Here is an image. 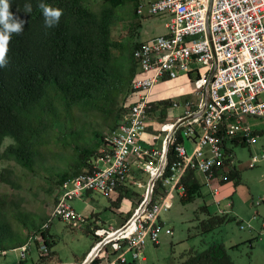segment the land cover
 <instances>
[{"label": "trees", "instance_id": "obj_1", "mask_svg": "<svg viewBox=\"0 0 264 264\" xmlns=\"http://www.w3.org/2000/svg\"><path fill=\"white\" fill-rule=\"evenodd\" d=\"M128 1L133 4L134 14L139 16L137 0H43L63 12L58 26L46 29L39 7L41 0H10V11L14 17L23 20L24 25L20 34H12L7 52L9 64L0 69V254L31 244L30 255L35 247L39 252V264H50L55 245L50 226L45 228L50 217L42 214L31 217L22 209L20 201L3 192V185L21 188L16 168L13 164L5 166V163H16L32 174L53 170L58 200L63 183L90 169L103 145L108 144L105 127H99L94 135L96 142L90 143L88 133L89 129L95 131L92 119L95 112L101 113L105 125L113 132L130 110L132 85L139 77L134 51L141 42L131 46L132 60L127 63L123 56L125 46L113 39L112 32L119 20L116 18L119 8ZM27 4L32 7L31 13L25 12ZM189 75L192 78V74ZM174 104L175 101L154 102L152 116L159 113L164 124L176 122L177 118L167 122L172 114L169 108H174ZM197 110L199 107L195 106L194 111ZM68 116H73V125L68 123ZM150 141L151 147L158 149L160 139ZM184 142L179 137L170 145L169 166L176 159V144ZM231 144L250 146L241 138ZM232 153L235 155L233 148L228 150V154ZM141 162L158 166L160 158L145 156ZM236 166L237 162L223 186L241 182V173ZM141 167L134 166L132 176L147 174L151 178ZM202 181L203 177L197 172L187 173L183 181L186 194L180 197L184 205L203 197L206 186ZM162 183V180L156 182L153 201L161 193ZM127 189V185L118 188L121 198ZM53 191L51 188L48 193ZM142 203L141 198L134 204L125 223ZM199 211L205 214L199 226L201 235L210 234L235 219L227 213L212 214L206 203ZM238 223L240 225L241 221ZM16 224L21 226L16 227ZM103 228L90 227L89 232L97 241L83 262L101 241L95 232ZM108 230L115 231L113 228ZM24 231L27 233L25 239L22 238ZM38 234L42 237L40 241L35 240ZM104 252L91 264H102L111 257L107 248ZM187 264L234 263L228 251L219 245L191 257Z\"/></svg>", "mask_w": 264, "mask_h": 264}, {"label": "built area", "instance_id": "obj_2", "mask_svg": "<svg viewBox=\"0 0 264 264\" xmlns=\"http://www.w3.org/2000/svg\"><path fill=\"white\" fill-rule=\"evenodd\" d=\"M137 1L139 16H159L168 20L167 33L156 40L141 42L134 51L139 77L132 85L130 110L119 127L111 132L107 147L102 149L92 167L63 183L45 226L48 228L53 219L84 220L70 204L72 200L81 198L85 192L110 197L119 187L128 185L134 166H142L151 178L163 181V189L154 201L153 190L147 206L141 213L138 209L120 229L111 232L103 228L95 232L101 239L96 247L114 236V240H106L96 257L107 248L111 256L108 264H128L129 255L134 261H146L143 252L149 242L157 245L162 233L173 235V231L161 222V216L173 207L174 195L185 196L183 181L190 171L203 177V185L210 190L213 203L219 207L218 213L227 212L221 210V204L228 199L222 196L223 182L237 162L234 153L228 154L231 148L227 143L241 138L254 144L258 135L245 119L264 117V0ZM197 64L204 65L208 72L202 73L195 67ZM183 74L194 81V94L199 102L196 105L185 101L186 115L174 123L164 124L158 135L149 126L153 120V89L159 82L177 80ZM207 96L209 102L204 114L181 125L170 142V145L175 144L179 137L188 139L192 152H188L185 142L176 144L175 161L169 166L167 159L161 173H158L160 164H142L141 158L145 156L160 158L161 162L164 151L152 148L145 135L153 132L151 140L160 139L163 133L168 136L176 123L205 106ZM194 105L199 110L194 111ZM177 107L179 103L175 101L174 108ZM261 161V157L252 156L249 167L255 168ZM232 206L231 202L227 205L228 208ZM239 226L242 230H254L251 223L241 222ZM261 236H264V223ZM35 240L40 241L42 237L38 234ZM20 250L18 264L30 255L31 244Z\"/></svg>", "mask_w": 264, "mask_h": 264}, {"label": "rangeland", "instance_id": "obj_3", "mask_svg": "<svg viewBox=\"0 0 264 264\" xmlns=\"http://www.w3.org/2000/svg\"><path fill=\"white\" fill-rule=\"evenodd\" d=\"M119 19L113 27V39L125 46L123 50L124 57L128 62L132 60L131 46L136 43L156 40L164 36L167 32V19L159 16L141 17L134 14L133 4L125 3L119 8L117 13ZM202 73H207L208 69L202 64H197ZM195 83L191 81L186 74H183L177 80H164L159 82L153 89L152 101L159 103L162 101H176L179 103L177 108H169L171 118L167 122L175 121L176 118L186 115L184 102L190 100L198 104L199 97L194 94ZM194 105V107L196 106ZM193 107V110H194ZM92 116L95 131L89 129L90 143L96 142L95 132L99 127H105L104 133L109 138L111 132L105 125L101 113L95 112ZM153 120L149 126L156 132L161 133V127L164 121H161L159 113L152 116ZM259 124L256 127L261 134L264 131V117H249ZM68 123L73 125V116H68ZM167 133L161 134L158 143V151L164 149V139ZM258 146L264 144V134L258 137ZM185 146L189 153L192 152V144L185 139ZM229 148H233L238 162L247 163L254 154L253 147L234 145L227 143ZM107 145H103L105 149ZM260 156L264 153V148L259 151ZM237 162V164H239ZM18 183L20 189H14L10 186L3 185V192L11 194L12 198L20 201L22 209L31 215L42 214L50 217L51 211L57 202V190L54 185V171H43L39 174H32L16 163ZM51 164V163H50ZM264 165L262 160L255 168H246L241 172V182L236 185L229 183L228 192L231 200L224 201L221 204V210L227 211L230 218L222 227L217 228L210 234L201 235L200 223L205 219V214H201L199 209L206 203L212 214L218 213L219 207L213 203L210 190L205 187L203 197L198 198L195 202L184 205L180 196H173V207L162 214L161 222L167 229L173 231V235L162 233L160 244L158 246L148 243L143 257L146 261H134L132 255H129L128 264H187V261L197 254L204 253L215 246H223L229 253L234 264H264V236H261V228L264 223V175L261 167ZM63 167V165H61ZM61 167V168H62ZM131 174H134L131 172ZM149 175L141 174L131 177L127 182V191H124L122 198L121 193L116 192L110 197H106L95 192H85L81 198L74 199L70 202L77 214L84 217V220L74 219L72 222H66L59 219H53L50 223V235L54 238L55 245L52 250L50 264H74L83 263L84 258L96 243L97 239L89 232L90 227H104L107 229H120L129 213L134 210V204L139 199H146ZM53 188V193H48ZM121 198V202L117 200ZM233 207L228 208L229 202ZM262 202L259 204L258 202ZM230 210V212H229ZM94 215V216H93ZM90 221H87L88 218ZM245 224L251 223L254 230H242L238 222ZM21 225L16 224V227ZM22 238H27L24 231ZM21 238H18L20 240ZM238 246L234 249V247ZM21 250L8 251L0 254V264H18L20 263ZM24 264H39V252L35 249L33 253L25 259ZM44 264V263H40ZM102 264H108L105 260Z\"/></svg>", "mask_w": 264, "mask_h": 264}, {"label": "clouds", "instance_id": "obj_4", "mask_svg": "<svg viewBox=\"0 0 264 264\" xmlns=\"http://www.w3.org/2000/svg\"><path fill=\"white\" fill-rule=\"evenodd\" d=\"M44 16V27L46 29L58 26L63 12L61 9L50 7L43 0L39 3ZM30 4L25 5V12L31 13ZM24 21L14 17L10 11V0H0V69L9 64L7 56L8 44L12 34H20L23 31Z\"/></svg>", "mask_w": 264, "mask_h": 264}, {"label": "water", "instance_id": "obj_5", "mask_svg": "<svg viewBox=\"0 0 264 264\" xmlns=\"http://www.w3.org/2000/svg\"><path fill=\"white\" fill-rule=\"evenodd\" d=\"M209 102V96L206 97L205 99V106L197 113L193 114L192 116H189V117H185L183 118L181 121H179L178 123L175 124L174 126V129L172 130V132H170L166 138V142H165V145H164V151H163V158L160 162V166H159V170H158V173H161L164 169V165L166 164L167 162V159H168V154H169V149H170V142H171V139L175 133V131L181 126L183 125L184 123H187L189 121H192L196 118H199L201 117L204 112H205V109H206V106ZM156 181H157V177H153L150 179V182L148 184V192H147V195H146V199L144 200V202L142 203L141 207L139 208V213H141V211L147 206V204L149 203L150 199H151V196H152V192L155 188V185H156ZM106 240H114V236H111L109 238H107ZM106 240L98 247L94 248L93 251L90 253V255L87 257V259L81 263V264H91L97 257V255L99 254L100 252V249L101 247L105 244Z\"/></svg>", "mask_w": 264, "mask_h": 264}, {"label": "crops", "instance_id": "obj_6", "mask_svg": "<svg viewBox=\"0 0 264 264\" xmlns=\"http://www.w3.org/2000/svg\"><path fill=\"white\" fill-rule=\"evenodd\" d=\"M167 33V32H166ZM166 35V34H165ZM176 120V119H175ZM245 123L246 124H248V126L251 128V130H253L257 135H258V137H259V135H263L264 134V131L262 130L261 131V134L257 131V129H256V127L258 126V122L257 121H255L254 119H245ZM150 131H152V130H150ZM151 133H153V132H151ZM151 133H147L146 135H145V137H146V139L147 140H151L152 139V136H151ZM257 140H258V138H257ZM257 140H256V142L254 143V144H252L251 146L253 147V149H254V154L252 155V156H259V157H261L262 158V160H264V153L260 156V153H259V151L261 150V148H264V144H261V145H259L258 146V142H257ZM235 156H236V154H235ZM251 156V157H252ZM236 159L238 160V158H237V156H236ZM250 160H251V158H250ZM250 160H249V162H247V163H240V162H238L239 164H237V169H238V172L239 173H241L244 169H248V168H250L249 167V164H250ZM261 170H262V172H264V165L261 167ZM262 175H264V173H262ZM231 185V184H230ZM230 185H225L224 186V190H223V197H227L228 199L227 200H231V195L229 194V192L227 191L228 190V188L227 187H230ZM214 202V201H213ZM229 202V201H228ZM264 202V201H263ZM233 207V206H232ZM114 230H117V229H114ZM92 248V247H91ZM91 250V249H90Z\"/></svg>", "mask_w": 264, "mask_h": 264}, {"label": "bare ground", "instance_id": "obj_7", "mask_svg": "<svg viewBox=\"0 0 264 264\" xmlns=\"http://www.w3.org/2000/svg\"><path fill=\"white\" fill-rule=\"evenodd\" d=\"M170 128V127H169Z\"/></svg>", "mask_w": 264, "mask_h": 264}]
</instances>
